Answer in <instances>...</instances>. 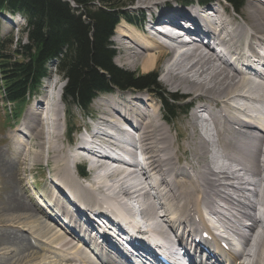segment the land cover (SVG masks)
Instances as JSON below:
<instances>
[{"label":"bare ground","instance_id":"bare-ground-1","mask_svg":"<svg viewBox=\"0 0 264 264\" xmlns=\"http://www.w3.org/2000/svg\"><path fill=\"white\" fill-rule=\"evenodd\" d=\"M159 1L136 0L138 9L151 14L149 27L155 20L161 22L166 17L178 24L182 18L191 16L188 14L191 11L201 28L216 26L215 32L225 46L228 59L215 55L211 38L204 39L210 42L202 44L206 47L183 46L178 37L167 38L172 42L161 41L127 22L117 26L113 40L116 37L124 42V64L134 71L140 67L146 74L155 70L166 52L174 53L163 81L187 95L209 101V105L193 113L194 118L200 119L202 113L209 115L199 119L198 135L202 141L197 142L195 133H186L187 146H182L177 139L172 142L170 127L163 121L153 96L143 100L128 92L123 98L124 94L118 92L95 101L93 106L101 115L97 125L87 128V135L78 137L73 144L75 150L67 153L57 143L63 136L62 118L58 99L52 91L53 83L42 86L45 93L27 109L21 127L9 133L11 143L18 145L20 151L9 152L10 162L1 160L0 154V190L4 192L0 201V216L4 217L0 220L3 226L0 244L4 247L1 251L7 255L1 264H123L124 260L107 251L112 249L109 244L116 249L118 245L106 241V249L96 262L89 249L79 243L76 230L59 223L57 213L66 211V219L77 222L85 219L90 228L96 227L97 221L90 214L94 209L103 210L104 220L117 212L134 211L145 219L155 244H167L172 234L183 230V246L190 239L193 244L204 231L212 234L207 222V217H211L220 224L223 234L235 235L242 247L238 252H227L221 248L225 237L222 241L214 238L205 245L210 249V260L200 264H264V73L253 78L245 72L256 59L264 61V0H251L243 13L235 11L244 22L231 15L226 7H223L224 13L220 12L219 0L208 9H199L200 14L196 5L189 7V11L169 4L163 6L165 3ZM155 9L162 11L155 16ZM180 46L185 50L179 54ZM67 123L66 118V127ZM43 125L50 129L43 130ZM129 127L134 133L127 132ZM85 138L90 142L83 141ZM24 139L38 141L36 163L41 164L43 159L47 165L53 162V170L49 172L53 181L49 180L43 191L47 190L50 195L43 202L27 192L20 171L16 176L12 157L21 166L27 164L29 142ZM92 143L102 149L115 147L125 151L128 145L134 150L140 148L148 155L151 171L128 172L120 168L121 159L113 161L108 151L93 150L97 146L91 147ZM173 145H177V150L172 152ZM127 152L136 162L135 153ZM187 155L192 156L191 161ZM182 157L186 162L181 163ZM78 163H86L93 174L88 186V183L82 185L71 173L72 168L79 170ZM112 163L117 166L113 167ZM55 186L74 189L80 205L61 200L55 193L63 196L65 192ZM51 189H55L54 193ZM95 196L101 197L100 202L94 200ZM42 204L48 207L43 208ZM42 218L46 221L41 222ZM82 233L78 230V234ZM151 246L149 250H153L154 245ZM46 249L51 256L55 254L54 260H45Z\"/></svg>","mask_w":264,"mask_h":264},{"label":"trees","instance_id":"trees-1","mask_svg":"<svg viewBox=\"0 0 264 264\" xmlns=\"http://www.w3.org/2000/svg\"><path fill=\"white\" fill-rule=\"evenodd\" d=\"M226 1L236 9L245 2ZM124 8L121 0H0V14L20 13L27 22L23 29L26 42L16 41L10 54L3 51V45L0 50L4 102L20 105V114L49 76L48 65L54 63L66 80V107L73 104L87 110L100 94L147 90L160 99L166 120H175L182 107L172 103L176 96L162 91L157 74L136 75L114 63L117 51L112 38L116 27L122 19L134 22ZM9 42L13 44V40ZM68 127L74 130L72 125Z\"/></svg>","mask_w":264,"mask_h":264},{"label":"rangeland","instance_id":"rangeland-1","mask_svg":"<svg viewBox=\"0 0 264 264\" xmlns=\"http://www.w3.org/2000/svg\"><path fill=\"white\" fill-rule=\"evenodd\" d=\"M121 1L123 3V6H125L124 11L126 12V15H128L131 19H134L137 23H142L143 27L146 26L147 19L150 16L149 15L150 12H148L144 9L143 10L138 9V5L136 3V0H121ZM192 1H193L192 4L196 5L197 0H192ZM216 1L217 0H212L211 5L213 3H216ZM219 1H220V3H222L220 12L224 13L223 7H226L228 9V11L231 13V15L236 16L240 22H244L243 19L240 18L241 16L239 14L235 15L232 13V9H231L229 4H227L224 0H219ZM250 1L251 0H246V2L244 3V5L242 6V8L240 10V13L245 12L246 8L250 4L248 2H250ZM159 2L165 3L164 5L169 4L173 8L187 9V7L182 5L184 0H161ZM166 2H170V3H166ZM179 3H181V4H179ZM166 6H168V5H166ZM74 7H77V6L74 5ZM190 7H192V6H190ZM156 10L157 9H155V12H156ZM161 11L162 10H158V12H161ZM121 23H124V21H122ZM25 27H26V22L21 16H11L10 14H0V50H1L2 45H3L5 48L3 51L7 54H10V51L13 52L15 50V42L16 41H18L19 39H23L22 43H25L26 39H25L24 33H23V29ZM137 28H141V27H137ZM11 40H13L12 45L9 44L10 43L9 41H11ZM113 44H114V47L117 49V52H118L115 64L119 68L126 70V71H129L131 73H134L136 75H146L145 72H142V69L140 67L136 71H134L132 69L130 70L124 64L126 51H125V49H123L124 42L122 40H119L115 37L113 40ZM128 45L131 46V43ZM172 56H173V54H171L170 52H166L164 54L162 60L160 61V63L156 65L155 70L150 72V74H152V73L157 74L158 83H159L160 87L162 88V91L166 92L170 95L176 96L174 98L176 101L175 102L172 101V103H174L176 106L182 107V110L184 112L182 111L174 121H171L169 124L165 121V118L163 121L165 122V124H167L170 127L169 136L171 137L172 142L175 139H177L178 142H180L182 146L183 145L187 146L188 142H186L187 139H185V137H184L186 135V133L188 135L195 133L197 142L199 143L202 141V139L198 135L199 134L198 130H200L198 128L199 118H197L198 116L194 118L193 113L197 110V108L202 107L204 105H209V101L207 99H199V98H197V96L187 95L184 93V91L176 90V89L169 87L165 84V82L163 80H164L166 73H167V71H165L166 70V63ZM119 60H121L120 63H119ZM48 66H49L51 73H50L49 78H47L43 81L42 86H44L50 82L53 83L52 84V91L54 92V95H56V98H58V97L61 98L60 101L58 99V104L60 105L61 118H62L61 123H60V130H61V133L63 136L59 139L60 141L58 140L59 142L57 141V143L67 153H70L71 151L75 150L73 144H74V142H77L79 133L78 134H75V133L72 134L73 135V142H72V144H69V142L67 141L68 139L66 137V131H67L66 118L68 120V123L71 124L74 129H78V132H80V134H85L86 129L89 128L90 126H92L94 123L96 124L97 123L96 121H98V119L101 116V115H98V114H100V112L93 106L95 101L98 100L99 98L114 96L118 92L124 94L123 98L127 97L125 95L128 92L136 93V94L133 93V95L134 96L136 95L135 97L142 98L143 100L147 99V97H149V96L150 97L156 96L150 92L148 93V92H138V91L137 92H135V91H127V92L115 91V92H113V94H101L100 96H98L95 99V101L92 102L93 104H91V106L86 111H83L82 109H80L79 107H77L73 104H68L66 107L63 103V95H64V88L66 85V80L64 77H62L61 75L56 73L54 63H51ZM167 69H168V67H167ZM54 83H55V85H54ZM42 86L38 90V93H36V97L33 98L28 103L27 107L26 106L24 107L23 111L20 114H19V111H20L21 106L17 105V107H15L13 105L5 104L3 101L2 91L0 90V154H1V160H7L10 162L9 152L16 151V149H17V153H18V151H20V147L18 145H14L11 143L9 133L12 134L15 129L18 130V128L21 127V124L23 123V120L25 119L27 109H29L34 104L35 99L39 98L40 95H42V93L43 94L45 93V91L43 92L44 88ZM0 87H1V77H0ZM61 89H62V91H61ZM157 91L162 92L161 90H157ZM154 99H155V102H157L159 104V107H160L161 113H162L161 115L164 117V111L162 109V104L160 103V101L156 97H154ZM211 108L214 111L217 110V108L215 106L211 105ZM17 114H18V116H17ZM202 114H205V113H202ZM91 118H93L94 120H92ZM95 118H97V119H95ZM45 127L46 126L43 125L42 129L44 130ZM46 129H47V127H46ZM49 129L50 128H48L47 131ZM171 129H172V131H171ZM14 138H17V137H14ZM24 140L27 141V139H24ZM27 142H29V146H28L29 151L27 152V154L25 156L27 166L26 165L21 166V163H18V161L12 157V159H14L13 165L16 166V168H17L16 169L17 170L16 176L18 177L19 171L21 172L22 177L24 176L23 178L25 179V187H26L27 192H29V194L32 195L35 199L43 202L50 195V193H48L47 190L44 193H43V191H45V189H46L45 188L46 186L44 187V185H46L47 182H49V180H52L50 175H49L50 176L49 179L47 178V174H49V172H51L53 170V162L51 160L49 165H47L46 162L43 161L44 160L43 159L41 161V164L36 163V161L34 160V154L40 150L37 148V145H36L38 143V141L36 139H34L32 141H27ZM173 146L174 147L172 149V152L175 149L177 150V145H173ZM24 151H25V149H24ZM178 155H180V154H178ZM86 156H88V154ZM191 157H192L191 155H187V160L191 161L192 160ZM184 162H186V161L182 157L181 163H184ZM82 164L86 165V163H82ZM78 165H79V163H78ZM78 165H77V167H78ZM86 169H87V174L89 171V177H90V169H88V166L86 167ZM77 172H78L77 169L72 168L71 173L73 174V176L76 177ZM255 179H257V178H255ZM147 182L150 186H153L151 181L148 180ZM89 184H90V181L88 182L87 186ZM82 185H84V184H82ZM20 186H21V184H20ZM2 195L4 196V192H3V190H0V201L3 197ZM94 200H97V202H100L99 200H101V197L95 196ZM91 202H93V201L91 200ZM1 218L2 217L0 216V220H1ZM29 221L30 220H28V222ZM44 221H46V220L44 218H42L41 222H44ZM2 229H3V226L0 225V232H3ZM24 230H26V229H24ZM12 232H15V231H12ZM23 234L25 236H27L26 232ZM1 249H4V247H1V244H0V264L3 263L5 261V259L7 260V255L5 254L6 251H1ZM85 250H88V249H85ZM43 255H45L46 261H52V259L54 258L53 256H55V254L51 256L49 253H43ZM15 259H16V257L13 259V262ZM73 264H80V263L75 262Z\"/></svg>","mask_w":264,"mask_h":264}]
</instances>
